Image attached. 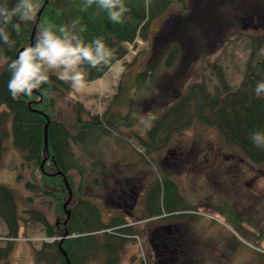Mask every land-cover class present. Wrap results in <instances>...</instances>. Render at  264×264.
Masks as SVG:
<instances>
[{"label":"trees","instance_id":"1","mask_svg":"<svg viewBox=\"0 0 264 264\" xmlns=\"http://www.w3.org/2000/svg\"><path fill=\"white\" fill-rule=\"evenodd\" d=\"M193 1L189 10L183 5L187 15L170 17L164 23L154 41L152 62L136 77L138 94L149 93L158 84L164 99L160 104L161 115L155 116L148 130V140L139 137V145L146 154L161 151L174 133L189 129L194 122H198L216 130L224 143L239 149L249 164L262 167L264 150L251 143L250 134L264 130V97H257L254 92L257 82L264 80V61L255 63L263 47L264 36L253 40L245 84L241 90H231L219 66L213 67L218 80L213 92L204 83L188 85L186 81L190 66L207 55L209 50L214 54L218 47L221 48L227 32L236 27L239 19L251 16L256 21L260 18L264 21V0H227L223 3L222 0ZM15 3L16 0H2L1 5L13 7ZM44 3L45 0H36L35 20L22 24L19 35L9 27L11 38L15 40L14 47L0 43V51L7 60L0 76V107L6 109L0 114V167L7 152V141L12 137L14 148L21 158L20 169H14L17 182L22 183L31 194L27 203L31 205L39 199H47L52 205L50 210L55 220L31 206L23 211L22 217L16 194L0 186V221L5 224L10 239L9 244L0 247V264L8 263L14 244L20 238L22 223L23 226L26 223L40 225L46 239L51 240L34 250L35 264H67V260L70 264H96L100 261H103L102 264H120L129 240L136 234L134 229L124 216L106 223L100 208L90 202L84 193L91 184L100 186L99 179L92 180L90 176L108 172L103 153L100 152H103L104 145L110 141L117 145L121 130L131 129L136 120L119 111H109L89 120H84L77 113L76 121L69 127L60 121L56 101L70 95V85L52 75V95L49 97L45 98L37 91L31 97L22 96L14 100L7 87L10 79L7 65L24 48L31 46L35 29L34 43L38 31L49 22L59 26L71 25L77 20L76 31L86 42L103 37L105 43L116 50L117 60L121 62L128 55V46L135 45L139 40L147 41L152 24L162 19L175 2L150 0L146 6V0H125L130 11L123 24L111 22L106 12L98 10L95 5L86 8L85 0H49L38 20ZM81 26L86 28L84 32H79ZM162 69L168 73L158 81V73ZM109 71L108 68L99 71L88 69V84L103 79ZM130 103L133 104L132 100ZM132 109L130 107L129 112ZM24 169H28V178L21 172ZM72 173L79 176L81 184L78 190H73L75 197L69 204L68 217L64 209L69 197L64 177L73 187ZM153 184L148 186L150 189L145 199L148 216L180 218L175 213L185 209V199L177 183L162 176ZM139 195L135 187L123 190L117 199L122 202L115 206L122 210L124 206L129 210ZM259 234L260 239L264 240V229L259 230ZM259 259L264 264L263 254L259 255Z\"/></svg>","mask_w":264,"mask_h":264},{"label":"rangeland","instance_id":"2","mask_svg":"<svg viewBox=\"0 0 264 264\" xmlns=\"http://www.w3.org/2000/svg\"><path fill=\"white\" fill-rule=\"evenodd\" d=\"M173 1L175 4L168 13L152 24L149 39L129 45L125 59L103 79L88 84L80 92L72 89L69 96L56 101L60 121L69 127L76 121L77 113L89 120L109 111H119L136 120L134 127L121 130L117 145L113 141L104 145L103 152H100L108 172L90 176L92 180L99 179L100 186L91 184L84 195L100 208L103 220L109 223L115 217L124 216V211L115 206L122 202L117 201L120 193L131 187L140 192L134 208L135 217H127L136 234L129 240L120 264H261L259 255H264V240L260 239L259 230L264 229V165L252 166L239 149L227 146L216 130L198 122L189 129L174 133L161 151L146 154L139 145V137L148 140V130L140 124V117L149 112L154 117L161 115L160 104L164 99L158 84L149 93L141 91L142 94H138L136 77L152 62L154 41L164 23L170 17L187 15L183 5L189 10L194 2ZM260 19L256 21L251 16L239 19L236 27L227 32L221 48L218 47L214 54L209 50L190 66L186 83H204L210 91H215L218 80L213 67L219 66L231 90H241L253 40L264 36V21ZM262 61L264 44L255 63ZM6 62L0 51V76ZM159 71L158 81L168 73L163 69ZM130 107L133 109L129 112ZM4 112L6 109L0 107V114ZM7 142V152L0 167V186L16 194L22 217L23 211L31 206L54 221L50 201L39 199L31 205L27 203L31 194L17 182L14 171L21 165L20 154L14 148L12 137ZM21 172L29 177L28 169ZM71 176L72 201L75 197L73 190H78L81 181L76 173ZM162 176L177 183L185 199V209L175 213L180 218L154 219L144 212L145 202L144 207L141 203L148 195V186H153V182ZM66 212H69L68 208ZM7 235V228L0 221V247L9 244ZM45 242L51 240L46 239L40 225L26 223L23 226L22 223L20 238L14 244L8 263L3 264H35L34 250L40 249Z\"/></svg>","mask_w":264,"mask_h":264},{"label":"clouds","instance_id":"3","mask_svg":"<svg viewBox=\"0 0 264 264\" xmlns=\"http://www.w3.org/2000/svg\"><path fill=\"white\" fill-rule=\"evenodd\" d=\"M150 0H146V6ZM93 5L100 11L106 12L109 20L115 24H123L126 14L130 11L125 0H85V7ZM37 11L36 0H16L13 7L0 5V43L9 48L14 47L15 40L11 38L9 27L17 35L21 25L35 20ZM79 21L71 25H56L49 22L38 31L35 43L21 51L17 58L8 65L10 79L8 91L12 98L31 97L34 92H41L47 98L51 93L52 75L77 91H83L88 86V69L100 70L119 64L116 50L109 47L103 37H96L86 42L76 31ZM86 28L81 26L79 32ZM48 86V87H45ZM255 95H264V80L257 82ZM155 119L151 112L140 117L144 130H150ZM251 143L258 149L264 150V130H256L250 134Z\"/></svg>","mask_w":264,"mask_h":264},{"label":"water","instance_id":"4","mask_svg":"<svg viewBox=\"0 0 264 264\" xmlns=\"http://www.w3.org/2000/svg\"><path fill=\"white\" fill-rule=\"evenodd\" d=\"M48 3H49V0H45V3H44L43 8L40 11V13L38 14V20L40 19L41 15L44 12L45 8L47 7ZM35 31H36V29H35ZM35 31H34V34H35ZM34 34H33V37H32V44H31V46L34 44V42H33L34 41ZM47 132H48V127L45 130V149H46V151L48 149V133ZM64 183H65V187H66V189L68 190V193H69V199H68L67 203L64 205V209H65V211H67L68 205L70 204L71 199H72V189L70 188V185L68 183V180L65 177H64ZM67 215H68V217L70 216V214L68 212H67ZM62 253L66 257L65 252H62ZM67 264H70V262L68 260H67Z\"/></svg>","mask_w":264,"mask_h":264},{"label":"flooded vegetation","instance_id":"5","mask_svg":"<svg viewBox=\"0 0 264 264\" xmlns=\"http://www.w3.org/2000/svg\"><path fill=\"white\" fill-rule=\"evenodd\" d=\"M138 200H139V198H138ZM138 202H139V201H134V205L131 206V208H130L129 210H127V209H126L127 207H124V206H122V207H123V210H122L121 207L119 208V210H120V211H124V216H125V217H135V216H134V215H135V214H134V208L137 207ZM144 202H145V201H142V203H141V204H143V207H144ZM124 203H125V201H124ZM125 206H126V205H125ZM124 208H125V209H124ZM144 212H146V215H148L147 210H145ZM146 215H145V216H146ZM155 218L158 219L159 217H154V219H155Z\"/></svg>","mask_w":264,"mask_h":264}]
</instances>
